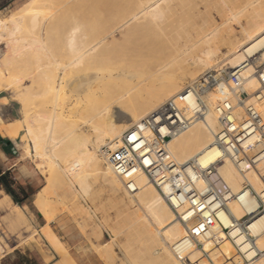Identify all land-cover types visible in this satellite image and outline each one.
<instances>
[{
  "label": "bare ground",
  "instance_id": "1",
  "mask_svg": "<svg viewBox=\"0 0 264 264\" xmlns=\"http://www.w3.org/2000/svg\"><path fill=\"white\" fill-rule=\"evenodd\" d=\"M212 2L220 5L213 17L204 12ZM119 31L121 41L115 36ZM1 45L5 51L0 58V94L12 93L22 105L27 123L24 137L30 140L26 153L32 156L34 149L37 167L47 181L33 204L49 220L68 211L80 216L76 220L87 234L90 221L84 217L93 220L96 210L83 206L80 197L108 193L117 216L130 228L128 241L138 237L137 244L159 254L161 264H208L209 258L219 264H245L213 219L207 221L213 233L204 241L209 258L190 242L180 260L175 248L187 229L171 206L145 175L138 176L139 191H126L99 151L106 145L118 146L128 129L202 74L216 77L226 92L232 85L229 75L239 70L248 92L257 90L256 65L264 62V0H28L0 17ZM205 99L210 106L206 117L170 141L171 152L182 161L203 156L207 164L217 158L212 144L220 125L214 110L220 100L218 88ZM31 100L38 101L39 110L31 112ZM20 123H10L11 134L18 135ZM217 175L221 178L210 182L220 190L238 193L245 180L257 191L262 189L261 178L254 172L244 178L227 158L219 164ZM50 195L64 202L60 212H54L57 207L53 210ZM228 205L240 218L243 205L252 211L257 202L246 196L243 204L231 200ZM15 207L20 216L21 206ZM107 214L103 213L102 221L110 225L113 219ZM222 220L227 223L224 216ZM115 225L109 227L114 241L124 234L119 228L124 222ZM42 229L60 264H77L52 227ZM251 230L256 236L254 250L249 251V245L242 250L247 259H254L248 264H264V214ZM102 237V232L96 236L93 249L113 264L114 246L112 242L102 245ZM128 245L127 253L133 252Z\"/></svg>",
  "mask_w": 264,
  "mask_h": 264
},
{
  "label": "built area",
  "instance_id": "2",
  "mask_svg": "<svg viewBox=\"0 0 264 264\" xmlns=\"http://www.w3.org/2000/svg\"><path fill=\"white\" fill-rule=\"evenodd\" d=\"M255 75L259 88L249 93L239 70L229 75L232 85L226 92L220 89L216 77L202 74L175 98L128 129L118 146L102 148L126 191H139L138 176H147L184 224L186 236L175 248L180 260L190 242L209 258L204 241L213 233L214 228L207 224L208 219H213L243 262L254 261L247 259L242 249L249 245V251L254 250L256 236L251 226L264 214V107L260 106L264 101V62L256 65ZM215 88L220 95L214 106L220 125L212 144L217 158L207 164L203 163V156L182 161L171 152L170 141L193 122L206 117L210 106L205 97ZM226 158L238 166L244 178H248V172L261 178V191L248 180L238 193L229 188L220 190L216 183H211L210 179L221 178L217 169ZM200 181L206 182L204 187L199 185ZM246 196L254 199L257 207L251 211L243 205V216L237 218L228 203L237 200L243 204ZM195 221L200 224L192 228L190 224Z\"/></svg>",
  "mask_w": 264,
  "mask_h": 264
},
{
  "label": "rangeland",
  "instance_id": "3",
  "mask_svg": "<svg viewBox=\"0 0 264 264\" xmlns=\"http://www.w3.org/2000/svg\"><path fill=\"white\" fill-rule=\"evenodd\" d=\"M27 1L28 0H0V17H7L11 12L15 11L18 7L22 6ZM217 3L218 2H212L208 8L204 7L205 14L211 15L212 17L216 16L218 11L217 6L218 8L220 7V5ZM216 21L221 22L222 20H220L219 17H216ZM115 36L118 40L121 41L120 31L116 33ZM4 51L5 46L1 45L0 58ZM222 51L223 53L226 52L225 47H223ZM223 53L220 54V61L222 60L221 56H223ZM222 65L223 64H220V67ZM224 74L226 75V73ZM2 96L6 97H4L2 100ZM14 96V94L8 92L0 94V117L3 118H0V133L11 138V141L13 143L12 153L18 160L20 159L21 162L27 165V168L37 180V182L33 181L31 185L33 186L31 191H33L34 195L36 196L37 192L47 186V181L41 170L37 167V160L34 157V149L32 156H28L26 153V145L27 143H30V140L24 137L27 129V123L25 121L24 113L22 112V105L17 101V99L15 98L16 96ZM6 102H9V104L5 107L3 106V103ZM29 103L31 112L40 109L37 100H31ZM17 121H20V124H22L23 126L21 125L18 135L15 136L10 133L9 125L10 123H15ZM101 151L102 147L99 151L100 154ZM15 191L19 192L18 188H15ZM5 196L6 191L0 190V264H60V259L56 254L53 246L43 235L44 230L42 228H44L46 225H51V227L66 244L67 248L74 257L75 254H77L75 253L76 250H81V253H84V250H88L89 248H92V245L98 243V239L96 238V236L102 232L103 237L99 242L102 245H106L108 242L111 244L112 242V245L114 246L113 248L115 254H112L114 256L113 264H161V261H159V254L156 255L153 250H150L151 252H148L145 248L142 247L140 243L137 244L138 237L128 241L126 233L130 230V228L129 226L125 225L126 221L122 220L124 218L119 215L117 216V210L116 208L112 207L114 206V203L110 199L108 193L103 194L101 197L94 194H92L91 197H80L81 204H84L83 206H85L86 208L91 207L96 210L92 213L94 217L93 220L88 218L89 215H86L87 217H84L85 219H88V221H90L87 234L82 229L80 223L76 220L80 216L68 211L60 212L62 208H64L65 204L61 201V198L58 199L56 195H50L49 197L51 203L53 202L52 205L55 204L53 206V210L54 207H57L55 208L56 211L54 212L57 213L61 208V210L59 211L60 213L55 217L53 222L49 220L48 216L41 211L40 207H38L36 204H33L32 202H27L28 206L21 205L27 207H21L20 210L23 213L20 211V216L17 215V211H15L17 210L16 207H12V205L6 203V200L4 199ZM35 196L33 198H35ZM70 199H73L72 196H70ZM103 208L106 209V212H104L105 210H103ZM103 213H109L110 215L107 214L106 216L113 219L110 225L103 223ZM17 216L19 217V219H17ZM115 217L121 218H117V220H119L114 221V219L116 220ZM113 222L116 224L115 227L124 222V227L122 225L119 226V228H122L124 230V234H122L120 238H117L115 241L113 240L112 229H110V226L113 224ZM69 238H72V240H77L78 243L73 242L74 244H69L67 242V239ZM127 245L131 247L132 251L134 249L135 250L133 252L130 251V253H127ZM87 252H94V254L100 258V255L96 251ZM134 252H137V254ZM127 254L130 258H128ZM134 256L136 257L133 258ZM135 259H137L138 262ZM209 260L210 261L208 262V264H219L213 261L211 258H209ZM102 262L103 264H107L105 261Z\"/></svg>",
  "mask_w": 264,
  "mask_h": 264
},
{
  "label": "crops",
  "instance_id": "4",
  "mask_svg": "<svg viewBox=\"0 0 264 264\" xmlns=\"http://www.w3.org/2000/svg\"><path fill=\"white\" fill-rule=\"evenodd\" d=\"M4 97H6V96L1 97L2 100ZM8 104H9V102L3 103V106L6 107ZM0 118H2V117H0ZM0 137L2 139H10L11 140V138L4 136L1 133H0ZM6 173L8 174L7 175V182L12 184L11 187L14 190H15V188H18V190H19V192L15 191L17 198L22 199L27 195V196H29L27 202L33 203V201H34L33 197L35 195H34L33 191H31V189L33 187L31 185H32L33 181L37 182V180L35 179L33 174L30 172V170L27 168V165L25 163L21 162L20 159L18 160L12 152L8 151L5 143L3 141H0V178ZM0 190L6 191L5 186L3 184L0 185ZM4 199L6 200V203H8L9 205H12V207H14L16 205H20V206L21 205H27L28 206L27 202H25L23 204L17 203L14 200V197L12 195L8 194L7 192H6V196ZM27 206H21V207L26 208ZM67 242L69 244H71L73 242L78 243L77 240H72V238L67 239ZM92 249H93V245H92V248H89L88 250H84V253H81V250H76L75 253H77V254H75V257L71 254L69 249H68V251H69L71 257L73 258V260L77 264H103L102 261H104V260L101 258V256L99 258L98 256H96L94 254V252H87V251H94V249L93 250Z\"/></svg>",
  "mask_w": 264,
  "mask_h": 264
},
{
  "label": "trees",
  "instance_id": "5",
  "mask_svg": "<svg viewBox=\"0 0 264 264\" xmlns=\"http://www.w3.org/2000/svg\"><path fill=\"white\" fill-rule=\"evenodd\" d=\"M0 141H3L5 143V145L7 146V149H8L9 152L13 151V143H12V141L10 139H2L0 137ZM7 175L8 174L6 173L0 178V185L3 184L5 186L6 192L8 194L12 195L14 197V200L17 203L23 204V203L27 202L28 201V197H29L27 195L24 198H22V199H18L17 198L15 190L11 187L12 184L7 182Z\"/></svg>",
  "mask_w": 264,
  "mask_h": 264
}]
</instances>
